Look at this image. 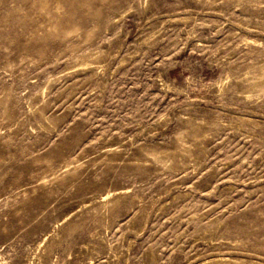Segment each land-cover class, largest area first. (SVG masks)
<instances>
[{
  "label": "rangeland",
  "instance_id": "374dc122",
  "mask_svg": "<svg viewBox=\"0 0 264 264\" xmlns=\"http://www.w3.org/2000/svg\"><path fill=\"white\" fill-rule=\"evenodd\" d=\"M0 264H264V0H0Z\"/></svg>",
  "mask_w": 264,
  "mask_h": 264
}]
</instances>
